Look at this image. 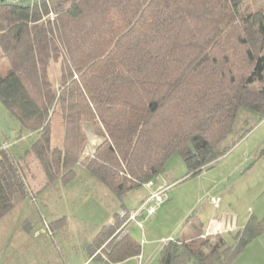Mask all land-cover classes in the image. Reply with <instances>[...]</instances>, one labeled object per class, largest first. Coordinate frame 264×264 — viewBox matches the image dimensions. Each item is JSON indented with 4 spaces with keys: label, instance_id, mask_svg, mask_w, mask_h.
Listing matches in <instances>:
<instances>
[{
    "label": "trees",
    "instance_id": "1",
    "mask_svg": "<svg viewBox=\"0 0 264 264\" xmlns=\"http://www.w3.org/2000/svg\"><path fill=\"white\" fill-rule=\"evenodd\" d=\"M28 1L0 0V58L9 61L0 100L21 134L38 132L19 156L0 148V220L30 194L33 163L44 173L39 192L69 185L82 164L123 200L176 152L187 176L227 154L240 109L264 117V12L243 15L249 0ZM52 62L61 63L58 88ZM89 126L100 137L92 151ZM134 209L87 244L95 263L141 255L125 225ZM262 234L264 216H252L233 243L224 234L170 239L158 264H231Z\"/></svg>",
    "mask_w": 264,
    "mask_h": 264
},
{
    "label": "rangeland",
    "instance_id": "2",
    "mask_svg": "<svg viewBox=\"0 0 264 264\" xmlns=\"http://www.w3.org/2000/svg\"><path fill=\"white\" fill-rule=\"evenodd\" d=\"M257 11L264 12V0H249L241 8L243 15ZM8 68V59L0 58V73H6ZM49 77L58 88L60 62L51 63ZM53 129L55 144L61 143L62 129L57 116ZM86 129L89 140L96 136L91 126ZM19 130L20 122L0 100V148H11V144L18 141ZM234 137L239 140L229 152L198 175L187 176V165L179 152L167 161L160 175L167 176L172 183L168 200L158 208L156 215L144 220L143 228L134 224L131 231L156 264L164 242L179 238L180 228L192 218L191 214H197V219L201 213L214 216V212L216 217L224 215L233 221L237 217V230L245 226L250 217L264 216V158L260 156L264 147V117L253 109H240L235 129L229 135V138ZM99 141L100 137L95 144L90 142L89 150ZM31 169V194L0 220V264H21V261L25 264H79L87 253V242L103 224L112 220L117 210L114 207L123 203L131 210L137 208L139 195L146 189L144 185L119 200L79 164L78 175L69 185L57 182L41 193L37 189L41 187L44 173L36 163ZM214 198L219 199L218 204ZM236 231L225 234L230 243L234 242ZM258 241L247 246L231 264H264V236ZM6 242H10L9 246L12 242L22 246L16 248L14 257L7 251Z\"/></svg>",
    "mask_w": 264,
    "mask_h": 264
},
{
    "label": "crops",
    "instance_id": "3",
    "mask_svg": "<svg viewBox=\"0 0 264 264\" xmlns=\"http://www.w3.org/2000/svg\"><path fill=\"white\" fill-rule=\"evenodd\" d=\"M37 136H38V132H30V133L21 134V131L19 130L18 141L11 144V148L13 149V153L17 156L22 154L26 148H29L31 146V144L34 142V140L37 138ZM97 139H98V137L93 135V138H90L89 141L91 143L95 144ZM171 185H172V183L169 182V178H167V176L158 175L156 177V180H153L150 183V187L146 186L145 192L141 193L139 195L138 202L140 201V204H141V202L148 196V194L151 191H156V190H160L162 188L167 187L168 192H169V190L172 188ZM39 189H37V190L39 191ZM168 196H169V194H168ZM167 200H168V198H167ZM136 205L137 204H135V206ZM218 207L219 206H217V208ZM125 208H126L125 204H123V203L121 205L118 204L116 207H114V209H117V210H115L114 214L116 212H120L121 210H123ZM158 208H157V210L159 211ZM157 210H156V213L158 212ZM156 213L154 215H156ZM193 215L194 214H191L189 217H192V218H189L188 220H186V222H184L182 224L183 226L180 228L182 230V232H181V235L179 236V238H191V237L196 236V235H199V236H216L217 234H224L225 235L227 233L236 231L238 228L237 217H236L237 220L235 219V221H233L231 218L224 216V215L222 217L221 216L216 217L215 212H214V216H210V214L203 216V213H201V216L199 219L196 218L197 214L194 216ZM113 220H114V215H113L112 220L108 223H112ZM133 225L134 224H131V226L129 227L130 232L132 231ZM143 227H144V225H143ZM143 227H141V228H143ZM176 230L177 229H175V231ZM262 236H264V234L257 237L256 239H254L251 243H249V245L253 244V243H255V244L259 243L258 240H260V238H262ZM9 243L6 242L7 251H9L10 256L14 257L13 255L17 252L16 248L20 249L22 246H20L16 242H12L9 246ZM87 243H89V242H87ZM142 248H143V246H142ZM160 250H161V248H160ZM159 255H160V251H159ZM155 262H156V260L151 259L150 255L148 253L146 254L145 251L142 250V253L140 256L131 257V258H129L123 262L117 263V264H156ZM92 263L100 264L99 262L95 263L92 260V258L88 255V253H86V254H84V259H82L79 264H92ZM21 264H25V263L21 261Z\"/></svg>",
    "mask_w": 264,
    "mask_h": 264
},
{
    "label": "built area",
    "instance_id": "4",
    "mask_svg": "<svg viewBox=\"0 0 264 264\" xmlns=\"http://www.w3.org/2000/svg\"><path fill=\"white\" fill-rule=\"evenodd\" d=\"M150 187V183L146 184ZM168 198V188H162L160 190L151 191L148 196L141 202V204L135 208L129 215L126 226L130 224H137L143 227L144 220L147 217H151L156 213L158 207H160ZM217 204L219 203L218 198L213 199Z\"/></svg>",
    "mask_w": 264,
    "mask_h": 264
}]
</instances>
